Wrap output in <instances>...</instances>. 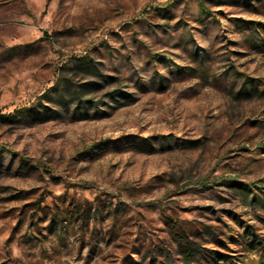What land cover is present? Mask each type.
<instances>
[{"label":"rangeland","instance_id":"374dc122","mask_svg":"<svg viewBox=\"0 0 264 264\" xmlns=\"http://www.w3.org/2000/svg\"><path fill=\"white\" fill-rule=\"evenodd\" d=\"M256 86L264 0H0V264H264Z\"/></svg>","mask_w":264,"mask_h":264},{"label":"trees","instance_id":"16d2710c","mask_svg":"<svg viewBox=\"0 0 264 264\" xmlns=\"http://www.w3.org/2000/svg\"><path fill=\"white\" fill-rule=\"evenodd\" d=\"M255 91L256 92H260V94L261 93L264 94V90L259 91V88L257 86L255 87ZM246 93L248 95H252V92L250 90H248V89L246 90ZM168 222H169V224L171 226H173V224H171V220H168ZM178 241L180 243V247H181L182 251L185 253V257H187V258L193 256L194 255V252L198 250V248L197 249L194 248V246H193L194 243H192L189 240V238L186 237L184 234L180 235V238H179Z\"/></svg>","mask_w":264,"mask_h":264}]
</instances>
